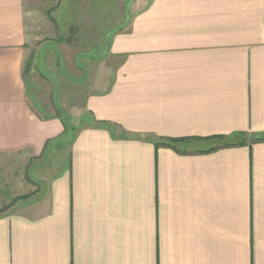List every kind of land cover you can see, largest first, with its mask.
Here are the masks:
<instances>
[{"label": "crops", "instance_id": "crops-1", "mask_svg": "<svg viewBox=\"0 0 264 264\" xmlns=\"http://www.w3.org/2000/svg\"><path fill=\"white\" fill-rule=\"evenodd\" d=\"M140 1L81 104L105 124L52 157L32 214L0 215V264H264V140L160 142L264 134V0ZM25 28L24 0H0L1 157H37L63 129L34 106L49 101L28 84Z\"/></svg>", "mask_w": 264, "mask_h": 264}, {"label": "rangeland", "instance_id": "rangeland-1", "mask_svg": "<svg viewBox=\"0 0 264 264\" xmlns=\"http://www.w3.org/2000/svg\"><path fill=\"white\" fill-rule=\"evenodd\" d=\"M128 1L24 0L25 48L33 56L32 73L26 76L32 78L28 84L40 101L45 102L44 94L49 101V105H38L44 115H56V108L62 106L74 127L92 125L91 116L81 104L94 92L97 80H102L104 75L109 80L108 72L117 60L106 54L108 44L138 5L130 7ZM140 2L142 5L143 1ZM54 40L60 41V59L52 47L58 44ZM248 139L246 135L245 140ZM68 140L60 142L61 148L51 147L37 157L0 156V208L7 209L5 214H32L37 209L36 204L47 196V184L55 172V167L51 169L52 157L58 150L68 149ZM66 158L64 153L55 158V174L60 172L65 160L69 161Z\"/></svg>", "mask_w": 264, "mask_h": 264}, {"label": "trees", "instance_id": "trees-1", "mask_svg": "<svg viewBox=\"0 0 264 264\" xmlns=\"http://www.w3.org/2000/svg\"><path fill=\"white\" fill-rule=\"evenodd\" d=\"M51 20L54 22L53 18ZM54 43H58L57 46L53 45L52 47L54 48L55 52L59 56L58 51L60 52V48H59L60 41L54 40ZM78 54L79 52L76 53L75 56L77 57ZM32 61H33V56L30 55L26 61V71L32 70ZM36 65L38 66L37 63ZM38 70L41 72L40 68H38ZM35 107L39 110L40 113L43 112V110L40 109L38 105H35ZM56 110L57 112L55 116L56 118L60 120L62 127H63L62 132L60 134L61 136L47 140L44 144V149H43L42 154H44L45 152H48L51 147L61 148L62 145L60 142L65 141V139L69 138L68 142L71 144L73 140L75 139V137L77 136V133L79 132V130L84 127V125L74 127L72 122L70 121L71 116L69 115V113H67L64 110L62 106L57 107ZM91 122H92V125H104L105 124L104 122L95 120L94 117H91ZM245 137H246V134L244 132H234L229 135H212V136L202 137V138H168V139H164V142L163 141H160V142L161 144L166 145L170 148H174V149H178V147H181L182 145H184L185 147V145H188V144H194L195 146L199 145L200 148H198L195 151L206 152V151H211V150L218 149V148L244 145L247 143L264 140V134L254 135L253 137H250V139H248L247 141L245 140ZM6 210L7 209L5 208H0V215L5 214V212H7Z\"/></svg>", "mask_w": 264, "mask_h": 264}]
</instances>
